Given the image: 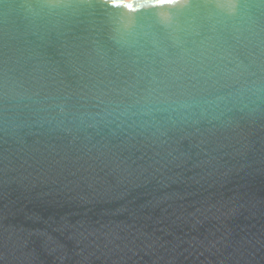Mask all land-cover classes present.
Segmentation results:
<instances>
[{
    "label": "water",
    "instance_id": "1",
    "mask_svg": "<svg viewBox=\"0 0 264 264\" xmlns=\"http://www.w3.org/2000/svg\"><path fill=\"white\" fill-rule=\"evenodd\" d=\"M0 264H264V0H0Z\"/></svg>",
    "mask_w": 264,
    "mask_h": 264
},
{
    "label": "bare ground",
    "instance_id": "2",
    "mask_svg": "<svg viewBox=\"0 0 264 264\" xmlns=\"http://www.w3.org/2000/svg\"><path fill=\"white\" fill-rule=\"evenodd\" d=\"M135 1H140V0H128V2H135Z\"/></svg>",
    "mask_w": 264,
    "mask_h": 264
},
{
    "label": "rangeland",
    "instance_id": "3",
    "mask_svg": "<svg viewBox=\"0 0 264 264\" xmlns=\"http://www.w3.org/2000/svg\"><path fill=\"white\" fill-rule=\"evenodd\" d=\"M126 1H128V0H126Z\"/></svg>",
    "mask_w": 264,
    "mask_h": 264
}]
</instances>
